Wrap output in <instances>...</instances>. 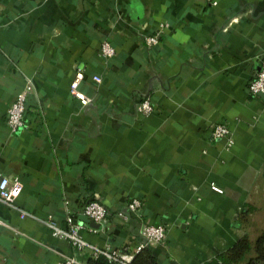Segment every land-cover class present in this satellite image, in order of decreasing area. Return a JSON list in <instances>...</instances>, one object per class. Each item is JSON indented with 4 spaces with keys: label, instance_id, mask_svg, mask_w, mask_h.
Returning <instances> with one entry per match:
<instances>
[{
    "label": "crops",
    "instance_id": "1",
    "mask_svg": "<svg viewBox=\"0 0 264 264\" xmlns=\"http://www.w3.org/2000/svg\"><path fill=\"white\" fill-rule=\"evenodd\" d=\"M105 39L116 49L107 58ZM263 57L264 0H0V169L20 177L16 202L34 214L0 201V264L71 255V242L39 219L67 226L68 214L86 240L133 255L144 224H166V241L147 245L159 264H204L244 234L254 242L264 95L249 83ZM79 67L86 105L71 93ZM25 75L34 83L27 125L13 130L8 109ZM220 121L230 146L212 136ZM134 197L140 214L129 209ZM91 199L107 220L83 212ZM89 253H78L82 264Z\"/></svg>",
    "mask_w": 264,
    "mask_h": 264
},
{
    "label": "built area",
    "instance_id": "2",
    "mask_svg": "<svg viewBox=\"0 0 264 264\" xmlns=\"http://www.w3.org/2000/svg\"><path fill=\"white\" fill-rule=\"evenodd\" d=\"M148 42L154 43L158 41V34H153L148 36ZM116 49L112 43L105 39L101 43V55L103 57L113 56ZM85 73L82 67H79L76 71L75 78L71 83V93L78 97L83 104H88L91 100L85 93L79 89V83L84 78ZM92 78L97 81H102L101 74H94ZM34 87L33 79L29 75H25V83L21 91L15 96L11 105L8 109L7 122L13 130L23 128L27 125L25 121L24 114L26 111V102L29 94L32 92ZM249 90L253 95L263 94L264 95V57L262 58L258 71L256 75L251 79L249 83ZM140 109L144 112H151L153 110V104L149 97H145L140 102ZM212 136L215 139H225L228 146L234 143V135L231 127L223 121L215 124ZM23 181L19 176H10L5 174L0 169V201L3 203L19 209L21 216L34 214L20 206H18L16 199L20 195L23 189ZM212 188L217 191H222L223 189L212 183ZM129 209L135 213L140 214L142 208L141 199L134 197L128 204ZM83 212L90 218L96 221L107 220L109 213L102 202L98 199H91L87 201L83 207ZM47 226H49L54 235L68 239L73 248L74 252L71 255L65 256L63 259L57 261L53 264H82L78 253H84L85 251H90V256H98L104 254L112 260H116L123 263H130L133 258V254L128 251V249H123L119 251L109 250L103 248L95 243L86 240L81 230L84 227L83 223L75 221L70 214L67 216V226L59 225L56 220L49 216L47 218H39ZM1 221V220H0ZM140 243L138 249H141L147 245L161 244L166 241L168 237V228L164 223L151 224L146 223L140 229Z\"/></svg>",
    "mask_w": 264,
    "mask_h": 264
},
{
    "label": "trees",
    "instance_id": "3",
    "mask_svg": "<svg viewBox=\"0 0 264 264\" xmlns=\"http://www.w3.org/2000/svg\"><path fill=\"white\" fill-rule=\"evenodd\" d=\"M252 251L254 255L250 256L245 264H258L264 262V227L258 233L254 242L250 240L247 234H244L235 244L218 253L212 260L204 264H236ZM88 262L89 264H159L157 256L149 246L138 249L130 263L112 260L104 254L90 256Z\"/></svg>",
    "mask_w": 264,
    "mask_h": 264
},
{
    "label": "rangeland",
    "instance_id": "4",
    "mask_svg": "<svg viewBox=\"0 0 264 264\" xmlns=\"http://www.w3.org/2000/svg\"><path fill=\"white\" fill-rule=\"evenodd\" d=\"M253 207L249 205L247 207L248 210H251ZM253 222L256 227L251 228V235L252 236H258V233L262 230L264 227V213H256V215L253 218Z\"/></svg>",
    "mask_w": 264,
    "mask_h": 264
}]
</instances>
